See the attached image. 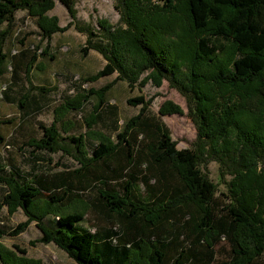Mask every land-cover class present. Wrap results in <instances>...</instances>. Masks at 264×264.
<instances>
[{
    "label": "trees",
    "instance_id": "obj_1",
    "mask_svg": "<svg viewBox=\"0 0 264 264\" xmlns=\"http://www.w3.org/2000/svg\"><path fill=\"white\" fill-rule=\"evenodd\" d=\"M119 1L131 33L126 37L124 33L115 37L118 39L112 45V58L105 55V49L100 50L108 63L86 81H96L117 69L123 72L122 59L137 73L151 69L159 78L169 81L176 79L180 69L185 67L191 79L184 77V88L196 103L201 134L211 144L206 154L223 161L217 158L222 152L232 158L233 163V157H238L236 164L240 168L257 158L264 161V0ZM58 2L70 16L75 15L74 0ZM52 7V0H0V24L5 22L12 27L18 10L43 14ZM37 23L43 37L49 38L57 30L54 20L43 16ZM19 56L25 58V73L35 61L34 56L27 60L25 51L11 55L12 73L6 87L16 84L19 79L15 69ZM6 59L0 40V76ZM109 88L105 86L76 95L61 107L59 117L68 108L78 110L91 96L98 99L96 112L103 105ZM4 94L10 101L7 93ZM18 102L26 115L32 110L38 113L43 108V102L41 106L34 99L28 106L23 101ZM127 103L140 106L139 111L123 122L122 129L116 134V142L102 133H86L97 142L91 157L87 158L85 154L77 157L63 148L64 144H69L74 152L87 154L85 134L64 138L55 124L47 127L38 122L41 136L29 138L24 145L31 148V154L36 151L52 154L63 150L74 155L81 170H85L95 162L106 160L121 147L125 148L127 163L131 164L135 157H130L129 140L136 142V139L128 138L132 132L146 133L149 142L138 151V156L139 159L144 157L148 163L143 171V181L148 180V186L156 188L146 200L134 197L129 182L123 186L122 194L107 190L105 180L125 178L127 172L123 165L111 167L106 164L108 168L98 175L100 185L105 189H99L98 199L107 217L113 215L118 223L101 230L94 227L92 231L80 224L84 211L93 209L88 201L81 200L82 196L74 195L77 203L83 205L82 210L66 212L62 209L60 203L66 191L63 196L58 192L66 182L61 173L43 177L42 173L36 174L33 166L28 172L30 177H27L8 165L5 174L0 170V184L10 191L3 196L0 210L4 205L11 208L19 205L30 214L31 208L44 202L58 219L51 221L54 228L41 221L38 223L42 240L53 242L78 264H257L264 255V204L261 203L263 195H259L262 191L256 187L260 183H253L252 179L261 176L247 169L243 188L237 191L229 185L223 194L224 205L216 209L217 186L201 170V151L177 150L169 129L150 113L149 104L142 97L128 99ZM109 108L115 110L113 105ZM170 112H179V109L161 110V113ZM100 115H90L86 126L95 123ZM215 140L221 142V151L215 148ZM3 145L5 137L0 133V146ZM245 151L248 152L246 157L243 156ZM135 178L131 176L129 181ZM150 180H154L155 185L149 184ZM257 193L260 203L255 202ZM74 198H68L71 200L67 199L68 204ZM54 204L57 206L52 208ZM178 213L183 221L176 217ZM96 217L105 221L99 213ZM221 240L228 244V257L219 263L215 257L216 246ZM0 264L41 262L0 249Z\"/></svg>",
    "mask_w": 264,
    "mask_h": 264
},
{
    "label": "rangeland",
    "instance_id": "obj_2",
    "mask_svg": "<svg viewBox=\"0 0 264 264\" xmlns=\"http://www.w3.org/2000/svg\"><path fill=\"white\" fill-rule=\"evenodd\" d=\"M52 2L53 7L43 14L38 12V15L27 10L16 11L13 26L10 28L5 22L0 24L2 50L7 57L2 64L0 76V133L5 137V145L0 146V170L3 174L8 172L6 168L8 165L24 175H28L33 166L36 174L42 173L43 177L61 173L67 186H63L58 192V195L63 196L66 191L62 200L64 204L60 203L62 209L66 212L82 210L83 205L77 203L74 198V195H80L83 197L81 199L83 202L88 201L93 207L92 210L84 211V218L80 222L82 226L94 231V227L101 230L118 223L113 215L107 217V212L98 199V191L103 188L98 175L106 170V164L111 167L123 165L127 172L126 177L105 180L107 190L119 191L122 194L123 186L129 182L134 197L141 201L146 200L151 195V191L156 190L155 187L152 186L153 189H151L148 186V180L143 181V171L148 167V163L144 157L139 159L138 156V151L143 150L145 144L149 142L148 134L140 131L132 132L131 137L128 138V140L136 139V142L133 139L129 140L130 157H135V161L131 164L127 163L125 148L122 147L117 148L116 153L106 160L95 162L85 170H81V165L74 155L83 157L85 154V157H91L93 146L97 142L86 136L88 131L102 133L116 142V134L122 129L123 122L139 111L140 106L129 105L127 100L142 97L149 104L150 113L156 115L169 129L177 150L201 151V170L217 186L216 209L224 205L223 194L227 192L229 185L237 191L243 188L244 174L248 170L263 178L264 161L260 158L240 168L236 164L239 162L238 157H233V163L232 158L221 152L217 158L226 162L222 164L223 161L212 158L214 155L206 154L211 144L204 134H201L195 112L196 103L184 88L186 86L185 81H182L184 77L189 76L188 78L191 79L185 67L180 69L181 72L176 79L169 81L159 78L151 69L137 73L122 59L123 72L117 69L96 81H86L107 65L106 56L112 58V45L118 39L115 37L123 33L126 37L131 33L122 16L123 8H120L119 0H74L75 15L73 17L58 0H52ZM42 16L48 20H54L57 29L49 38L43 37L37 23ZM86 47L87 51L84 52ZM102 49H105L106 56L100 51ZM23 51L28 55L27 60L35 57L33 68L28 73L23 71L25 68L21 69L17 83H11L10 88L6 87L12 73L10 56L18 55ZM173 81L178 85H175ZM105 86L110 88L106 91L103 105L96 112L94 109L98 99L91 96L83 101L78 110L67 107L68 111L59 117L61 107L66 106V103L76 95L87 94L90 90L97 91ZM41 88L42 91H40ZM5 92L10 101L6 99ZM43 92L45 93L41 94ZM32 99L41 106L43 102V108L38 113H33L32 110L26 115L18 101H23L28 106ZM110 105H113L115 110H110ZM171 107H177L179 112L161 113V110H169ZM94 113L96 116L101 113L100 118L87 127L85 122ZM38 122L47 127L55 124L64 138L85 134L83 139L86 142L87 154L74 152L69 144H64L63 148L74 155L67 154L63 150L52 154L44 151L31 154V148L26 147L24 143L31 137L41 136ZM221 145L219 140H215V148L218 150L220 148L221 151ZM243 156H248V152H243ZM76 170L80 172L76 173ZM131 176L136 177L134 181H129ZM261 177H254L252 181L260 183V186L256 185V187L262 191L259 195H263L261 203L264 204V180ZM149 184L155 185L154 180H150ZM9 192L7 186L0 184V202ZM257 197L258 193L255 202L260 203ZM68 198L75 200L68 204ZM55 206L57 205L54 204L52 208ZM97 213L105 221H100L96 217ZM30 214H27L19 205L14 208L2 206L0 249L8 250L18 257L40 261L41 264H78L53 242L45 243L42 240V233L37 227L38 223L41 221L43 225L54 228L51 221L58 219L55 216L56 213L52 212V209L49 211L46 204L40 202L30 209ZM176 217L183 219L179 213ZM227 252L228 244L225 240H221L216 246V262H225L228 257ZM257 264H264V255Z\"/></svg>",
    "mask_w": 264,
    "mask_h": 264
},
{
    "label": "crops",
    "instance_id": "obj_3",
    "mask_svg": "<svg viewBox=\"0 0 264 264\" xmlns=\"http://www.w3.org/2000/svg\"><path fill=\"white\" fill-rule=\"evenodd\" d=\"M24 62H25V58L24 57L19 56L18 58H16V63H15L16 67H15V69H16V72L18 74V77H20V74H21V72H19V70L25 68V63ZM32 68H33V66L31 67V69Z\"/></svg>",
    "mask_w": 264,
    "mask_h": 264
}]
</instances>
